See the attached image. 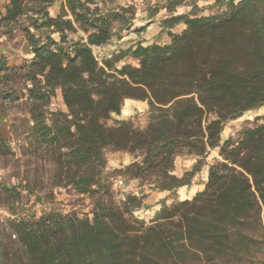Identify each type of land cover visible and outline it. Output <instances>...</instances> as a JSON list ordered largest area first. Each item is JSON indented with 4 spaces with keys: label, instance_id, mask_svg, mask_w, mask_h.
I'll use <instances>...</instances> for the list:
<instances>
[{
    "label": "trees",
    "instance_id": "16d2710c",
    "mask_svg": "<svg viewBox=\"0 0 264 264\" xmlns=\"http://www.w3.org/2000/svg\"><path fill=\"white\" fill-rule=\"evenodd\" d=\"M7 1L0 36L18 25L31 59L17 69L0 55V80L23 76L29 83V145L53 156L57 185L96 200L91 216L49 211L36 218L20 208L17 185L0 183V205L11 213L0 228V264H255L264 258V116L237 138L222 137L228 121L264 107V0H218L224 10L209 14L196 0H166L171 15L161 28L168 42L141 40L103 60L94 47L146 30L136 26L133 5ZM185 4L190 11L174 13ZM58 91L65 109L52 111ZM2 95L15 99L16 90ZM127 100L147 102L146 122L109 124ZM108 148L136 157L120 171L128 185L137 181L166 193L150 222L134 214L143 197L111 199L103 183ZM216 149L219 158L208 164ZM0 151L12 153L3 134ZM182 154L196 162L178 176ZM206 166L204 188L192 199H175Z\"/></svg>",
    "mask_w": 264,
    "mask_h": 264
},
{
    "label": "rangeland",
    "instance_id": "374dc122",
    "mask_svg": "<svg viewBox=\"0 0 264 264\" xmlns=\"http://www.w3.org/2000/svg\"><path fill=\"white\" fill-rule=\"evenodd\" d=\"M65 1V0H63ZM218 0H196L202 13L209 14L214 11H223L224 6L219 5ZM60 3V2H59ZM114 4L133 5L136 10V26L147 25L143 33L131 32L121 39L115 38L110 46L105 48L94 47V52L99 60L109 56L111 52L126 49L144 40L145 44L152 42L165 43L169 41V36L161 28L163 18L171 15L163 6L166 0H115ZM7 0H0V10L6 11ZM61 5L58 4L50 8L51 14L55 15ZM192 6L185 4L176 9L174 13L180 14L190 11ZM156 15L150 18L153 12ZM24 22V20H22ZM183 25L177 26L180 31ZM0 36V55L13 65L20 69L30 63L31 55L23 31L15 25L10 28H3ZM82 32L72 35L73 40H77ZM57 39V35H54ZM127 61L136 64L137 61L127 59ZM29 83L23 76L17 77L12 81L7 79L0 80V134L6 136L9 141L12 153L4 156L0 151V183L17 185L21 191L20 208L29 215L38 218L45 212L59 211L62 213L75 212L80 216H91L96 198L87 194L78 192L72 185L61 183L57 185L58 166L51 155L45 153H36L32 151L27 138L29 121V102L27 95V86ZM12 88L16 90L15 99L4 98L2 92ZM148 104L144 101L127 100L123 106L120 115L114 114L108 121L113 123L116 119L132 118L137 125L141 126L146 122ZM49 109L64 110L65 106L58 91L52 98ZM264 116V107L248 111L238 119L227 122L222 134L223 139L229 137L237 138L238 132L248 126H254L262 121ZM106 167L103 172V183L106 189L110 191L111 199L120 204L126 200L128 194H135L143 197L144 206L135 211V216L150 222L155 212L160 208V202L166 196V193L152 189L151 186H141L133 182L125 188H120L117 181L126 177L120 173L125 166L133 162L136 157L130 153L116 151L111 148L105 150ZM219 158L218 150L211 151L207 158V163L211 164ZM196 162V157L188 154H182L176 157L175 174L183 175L191 169ZM208 166L196 177L190 187L179 189L175 199H192L194 195L202 190L207 182ZM125 197V199H123ZM171 202V199L168 200ZM11 217L8 205H0V228L6 225V221ZM255 264H264V258Z\"/></svg>",
    "mask_w": 264,
    "mask_h": 264
},
{
    "label": "built area",
    "instance_id": "2783aa9c",
    "mask_svg": "<svg viewBox=\"0 0 264 264\" xmlns=\"http://www.w3.org/2000/svg\"><path fill=\"white\" fill-rule=\"evenodd\" d=\"M117 185H118V187H120V188H125V187L128 186L126 180H124V179H122V178H120V179L117 181ZM123 199H125V197H123Z\"/></svg>",
    "mask_w": 264,
    "mask_h": 264
}]
</instances>
